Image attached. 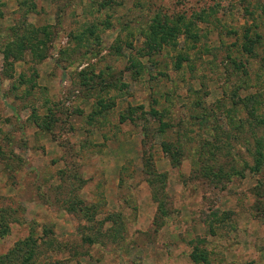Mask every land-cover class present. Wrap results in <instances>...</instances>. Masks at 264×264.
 <instances>
[{
  "label": "rangeland",
  "instance_id": "1",
  "mask_svg": "<svg viewBox=\"0 0 264 264\" xmlns=\"http://www.w3.org/2000/svg\"><path fill=\"white\" fill-rule=\"evenodd\" d=\"M250 97L264 119V0H0V256L264 264V169L247 151L264 124L229 111ZM215 161L243 177L215 187Z\"/></svg>",
  "mask_w": 264,
  "mask_h": 264
},
{
  "label": "trees",
  "instance_id": "2",
  "mask_svg": "<svg viewBox=\"0 0 264 264\" xmlns=\"http://www.w3.org/2000/svg\"><path fill=\"white\" fill-rule=\"evenodd\" d=\"M174 32H175V30L166 28L165 26H161L160 23H158L155 26H153V25L151 26V34H152V36H155L158 38V40L160 41L159 44L165 43V42L168 43ZM30 42L31 41L28 39V36L26 34H22V35L16 37L14 40H11V41L7 42V44H5L2 53H3V57H4V63L7 66V69H10L13 61H18L21 59L23 52L28 49ZM159 44L157 43L156 47L148 45V48L152 49V50L156 49V51H158ZM31 46H32V44H30V47ZM247 50L249 52L251 51L249 48ZM236 70L238 73H242L243 75H246V72L244 71L243 66L241 64H239L237 66ZM232 101H233L232 102L233 108L229 111H234L235 106L241 105L245 109L247 115L251 116L253 121H256V126H252V124L249 123L251 120H247V122H246L245 120L239 119L240 120L239 124H243L245 121L246 126L249 127V129L251 128L252 130H253V128H255V130H256V127L258 129L259 126L264 124L263 117H261V115H258L256 112V110H258L259 107L256 109V108H253V106H251L252 108L248 106L250 101L252 103H254V102L256 103L255 99H253L251 97L250 98H241V99L237 98V100L233 99ZM236 101H238V102H236ZM99 105L101 106L100 109H104V110L106 109V105H104V104L102 105L101 103ZM151 111H152L150 113L151 116H154L155 118H159L157 112H155L154 110H151ZM98 113H100V112H98ZM130 114H131V111H130ZM129 120L131 122L134 121V119L130 116H129ZM232 121H234V120H232ZM253 125H255V124H253ZM42 126L44 128H47L48 127V120L42 122ZM166 126H167V124H161V127H166ZM253 141L254 142H253L252 148L251 149L247 148V151L249 152V154L252 158V166H250L249 172L252 175L257 176V175L261 174L262 170L264 169V132H263V135L260 137L254 135ZM213 147H215V146H213ZM219 154H220V152H219ZM210 155L212 157V160H214L215 152H210ZM144 160H145V164H144L145 171H146L147 175L151 176V174L152 173L154 174V172L152 169H151L152 173L149 170L151 168L150 160L145 159V157H144ZM237 163L238 162H236L235 164H230L227 171L224 170L225 166L221 163H218L216 161L213 162V165L212 164L210 165L207 163L205 166L203 165V171L201 172V177L204 180H207V182H210L211 184L215 185V187L218 188V186L223 185L227 181H231V178L234 176H239L241 178L243 177V173L240 172L239 170H237V168H236ZM259 185L264 186V182H259ZM213 216H215V215H213ZM116 233H117L116 234V236H117L118 230H116ZM21 244H24V243H21ZM25 244H26V242H25ZM13 253H14V250L9 252L8 255L0 256V264H18L17 260H12L10 257L13 255ZM201 258L203 259V257H201ZM205 263L208 264V262H205ZM20 264H26V262H22Z\"/></svg>",
  "mask_w": 264,
  "mask_h": 264
}]
</instances>
